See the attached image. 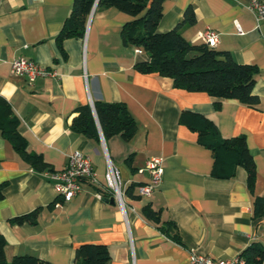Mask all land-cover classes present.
I'll return each mask as SVG.
<instances>
[{
  "label": "crops",
  "instance_id": "obj_1",
  "mask_svg": "<svg viewBox=\"0 0 264 264\" xmlns=\"http://www.w3.org/2000/svg\"><path fill=\"white\" fill-rule=\"evenodd\" d=\"M73 1L0 0V97L20 118L28 151L42 155L52 169H35L0 132V233L7 257L29 254L73 264L79 244L102 243L110 249L111 264H192L191 251L233 259L253 242L264 247V214L256 218L253 203L255 196L264 200V22L257 26L246 7L250 0L163 3L160 31L177 26L191 7L195 21L180 24L187 40L201 42V32L216 30V48L257 66L258 102L251 106L225 99L220 108L207 92L138 71L136 63L148 55L124 44L121 31L133 17L116 7L95 8L85 35L67 37L60 46L57 36ZM18 57L57 74L31 82L12 71ZM98 101L124 102L137 121L136 133L105 138L99 126L98 140L73 131L78 107L90 104L94 110ZM183 110L207 115L223 136H246L256 164L253 191L243 167L231 178L213 175L212 152L179 121ZM75 150L90 157L96 179L84 180L80 193L62 201L50 172L62 169ZM151 156H162L163 179L149 196H141L139 184L151 179L146 170ZM108 158L120 171L123 205L107 189ZM148 204L174 223L178 240L145 216ZM36 210L34 219L13 221Z\"/></svg>",
  "mask_w": 264,
  "mask_h": 264
},
{
  "label": "trees",
  "instance_id": "obj_2",
  "mask_svg": "<svg viewBox=\"0 0 264 264\" xmlns=\"http://www.w3.org/2000/svg\"><path fill=\"white\" fill-rule=\"evenodd\" d=\"M164 1L74 0L57 41L61 46L63 39L67 37L84 36L96 3V8L116 7L133 17L124 24L121 31L124 44L138 47L148 55L147 59L136 63L138 71L171 77L176 87L207 92L214 98L217 108H220L225 99H237L254 106L259 100L254 93L259 71L257 66L238 62L228 50L211 47L202 41L193 43L187 40L180 31V24L195 21L191 7L186 9L185 18L177 26L160 31L158 25L163 16ZM94 110L90 104L80 105L78 115L70 125L71 129L98 140L99 126L105 138L115 135L131 137L136 133L137 121L124 102L98 101ZM179 121L197 132V142L211 150L214 158L213 175L231 178L239 167H243L247 171V184L251 191L254 190L256 164L245 135L223 136L213 119L190 110H183ZM20 124L21 120L10 103L0 97V132L3 137L11 141L15 150L35 169L52 170L42 155L28 151ZM130 189L131 187L126 192L130 193ZM104 194H107V191ZM2 197L0 185V199ZM253 203L254 216L258 218L264 214L262 196H255ZM36 213L37 210L18 216L13 221L23 223L34 219ZM143 213L166 235L178 240L174 223L163 220L160 210H154L151 204H148L143 208ZM5 246V237L0 233V264H53L29 254L15 255L9 259ZM241 257L245 259V264H261L264 260V247L258 242H253L243 250ZM73 264H111L110 249L102 243L79 244L75 248Z\"/></svg>",
  "mask_w": 264,
  "mask_h": 264
},
{
  "label": "built area",
  "instance_id": "obj_3",
  "mask_svg": "<svg viewBox=\"0 0 264 264\" xmlns=\"http://www.w3.org/2000/svg\"><path fill=\"white\" fill-rule=\"evenodd\" d=\"M246 7L253 14L257 26H260L264 22V0H250ZM238 32L243 33L240 25H238ZM199 40L211 47H216L219 42V33L208 28L200 33ZM136 50L137 52L141 51L138 47ZM11 67L15 74L26 75L31 82L39 76H55L57 74L55 70L25 57L15 58L11 63ZM146 170L150 173L151 179L148 183L139 186L138 192L141 196H149L161 183L164 174L162 156H151L146 162ZM50 176L54 180L57 197L62 201H68L82 191L84 180L95 181L96 171L90 157L81 151L75 150L68 155L67 164L60 170L50 172ZM105 178L107 189L123 205V181L119 168L110 158H108ZM98 196L101 197L102 194L99 193ZM191 262L192 264H245V259L242 257L233 259L214 258L191 251Z\"/></svg>",
  "mask_w": 264,
  "mask_h": 264
},
{
  "label": "water",
  "instance_id": "obj_4",
  "mask_svg": "<svg viewBox=\"0 0 264 264\" xmlns=\"http://www.w3.org/2000/svg\"><path fill=\"white\" fill-rule=\"evenodd\" d=\"M97 4V3H96ZM96 4H95V7H94V10H95V8H96ZM94 115H95V117H97L96 116V112H95V110H94ZM102 134V133H101Z\"/></svg>",
  "mask_w": 264,
  "mask_h": 264
}]
</instances>
